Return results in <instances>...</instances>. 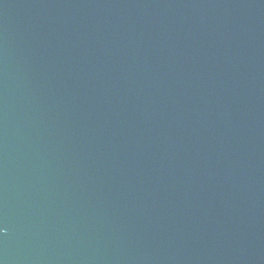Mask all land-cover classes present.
I'll use <instances>...</instances> for the list:
<instances>
[{
    "label": "water",
    "instance_id": "1",
    "mask_svg": "<svg viewBox=\"0 0 264 264\" xmlns=\"http://www.w3.org/2000/svg\"><path fill=\"white\" fill-rule=\"evenodd\" d=\"M0 264H264V0H0Z\"/></svg>",
    "mask_w": 264,
    "mask_h": 264
}]
</instances>
